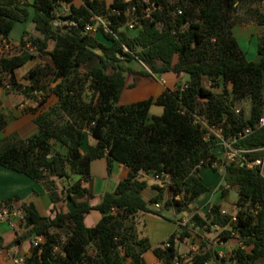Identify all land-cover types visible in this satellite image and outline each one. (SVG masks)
<instances>
[{"label": "trees", "instance_id": "16d2710c", "mask_svg": "<svg viewBox=\"0 0 264 264\" xmlns=\"http://www.w3.org/2000/svg\"><path fill=\"white\" fill-rule=\"evenodd\" d=\"M149 1L155 4L150 17L143 16V0H112L111 4L83 0L79 5L73 0H0L1 37L8 38L15 22H32L35 31L22 33L17 53H0V88L8 93L41 92L44 77L52 75L58 80L53 90L56 102L46 106L43 97L33 109L38 111L32 119L37 132L25 138L11 132L0 139V165L43 182L50 195L52 178L77 176L63 191L70 205L67 211L55 209L48 216L40 214L33 202L20 204L23 215L14 243L31 240L22 264H147L144 254L148 250L162 264L176 260L183 264L189 256L192 264L264 260V176L260 164L249 165L262 159L264 125L233 143L244 151L241 157L223 162L225 185L237 188L235 212H224L212 204L205 217L193 213L189 218L194 227H218L219 242L239 241L227 258L206 248L205 242L197 252L178 254L176 240L189 236L179 231V225L154 247L146 236H140L137 224L142 214H160L150 205L163 202L181 213L208 191L199 167L215 169L214 163L222 160L213 151L216 136L207 127L219 130L228 140L254 123L264 105V33L258 38V59L247 60L231 31L236 0ZM60 3L69 5L68 13L60 16L68 23L54 27ZM130 5H135L139 15L136 27L129 30L133 35L121 29L123 10ZM108 6L122 12L107 15L116 36L101 32L99 40L84 33L92 12L106 14ZM32 52L47 55L50 63L29 68L23 77L28 85L23 87L14 70L26 64ZM135 60L147 69L134 70L129 63ZM168 71L187 75V87L180 90L177 85L155 97L118 103L126 74ZM202 80L209 82L208 87ZM246 102L247 114L237 108ZM152 105L161 106L162 112L150 116ZM6 125L0 114V129ZM88 135L93 143L86 142ZM56 144L64 150L55 149ZM99 158H105L107 174L113 161L129 171L112 191L97 198L84 184L91 177V162ZM139 172L168 175L170 197L164 199L165 188L159 184L153 185L156 193L146 200L142 191L147 182ZM95 197L98 201L91 204ZM18 199L17 194L3 199L0 209L12 207ZM91 210L101 217L87 226L84 218ZM38 237L41 241L33 245Z\"/></svg>", "mask_w": 264, "mask_h": 264}, {"label": "crops", "instance_id": "0c3cea01", "mask_svg": "<svg viewBox=\"0 0 264 264\" xmlns=\"http://www.w3.org/2000/svg\"><path fill=\"white\" fill-rule=\"evenodd\" d=\"M62 4V3H60ZM237 10L235 12V23L233 24L231 31L233 36L235 37L240 49L244 52L245 57L249 61H254L258 59V38L264 33V28L261 23V17L259 12L258 0H236ZM20 23V22H19ZM22 24V23H20ZM28 25H32V30H27L26 28L22 29V25L16 26V33L13 36L8 35V38H4L0 36V51L2 50V46H7V44L18 45L19 40L21 38L22 33L25 31L29 34H35L34 24L32 22L24 23ZM15 27V23L14 26ZM22 29V30H21ZM93 35L102 40L100 33H93ZM43 56V55H41ZM47 57V55H46ZM38 58V55H33L32 58L28 60V64H33L34 60ZM49 58V57H48ZM26 63V64H27ZM142 64L139 60L131 61L129 65L134 70H142L138 66V64ZM29 67H25V69H16L14 70L15 77L19 82V76L28 70ZM146 69V68H145ZM188 78L187 75L180 74L177 75L172 71L162 72V73H151L149 75H139V74H130L129 78L125 77V86L122 90V93L119 98V104H127L133 101L141 100L150 96H157L163 90H172L177 85H179L182 81H186ZM202 84L205 87H208L209 82L207 80H202ZM263 90H264V79H263ZM24 93L22 92H6L4 88H0V114H3L6 118L7 116L13 114L16 115V119L23 120L24 128L21 130H17L20 134V137L25 138L33 135L37 132V127L33 123L32 119L36 113L33 110L22 112L21 106L23 105ZM57 97L53 99V103L56 102ZM52 103V104H53ZM47 106V105H46ZM162 112V107L158 105H152L149 110V115H159ZM7 115V116H6ZM22 125V124H21ZM26 131H30L26 133ZM93 138L89 140L88 144L93 143ZM81 152H85V148L82 147ZM104 159L105 158H100ZM96 160V159H95ZM94 161V160H93ZM92 161V162H93ZM106 162V161H105ZM91 166V164H90ZM114 168L117 169V174L114 175ZM199 168V175L200 170ZM128 167L123 164H120L116 161L112 162L111 173L100 176V179H93L91 175L90 180L84 185L88 187V189L98 198L104 194L106 191H112L118 181L124 178L128 174ZM224 169L222 170V173ZM91 174V169H90ZM138 176L142 179H145L147 182V186L145 189L150 187V192L148 196H144V190L142 194L144 198L147 200L151 196L155 195L156 190L153 188V185H159V182L154 179V176L151 174L139 172ZM202 178V176H201ZM54 181V188L51 191L53 194L50 195V192L45 188V185L41 181H36L34 179L29 178L28 176L15 172L11 169L3 167L0 165V201L3 199L17 194L19 199L14 201V204L22 202H33L37 207L38 211L42 215H49L48 213L55 211H67L70 208V205L67 201L65 195H63V201L57 199V196L61 197L62 195V183L61 181L56 180V178H52ZM72 177L68 178V181L71 182ZM203 183L212 189V192L209 190L202 193L190 206H196L201 208L202 213L205 214L209 211L210 206L212 204H218L221 206L222 211L227 212L232 205L233 208L234 203L237 197L230 202L228 199V195L230 191H237L236 186L230 188L225 197L221 198L219 193L216 191V188L219 184L225 185V181L223 179V174L221 179H217L216 181L210 182L206 184L202 178ZM111 182V183H110ZM109 183V184H108ZM105 184H108V188H104ZM227 186V185H226ZM66 187V186H65ZM228 187V186H227ZM210 192V193H209ZM43 197L44 201L41 202V206H43V212H40L37 201H39V197ZM53 196V198H52ZM164 199H167L166 193H164ZM62 202V205H61ZM97 202V201H96ZM95 202V203H96ZM94 203V204H95ZM61 206H63L61 208ZM169 208V207H167ZM56 209V210H55ZM55 210V211H54ZM97 210H91L88 214L85 215L84 222L87 226L95 225L101 217V214ZM204 211V212H203ZM174 213V212H173ZM230 213V212H229ZM145 213L142 214L140 218L139 226L137 225L138 231L140 232V236H146L149 240L151 247L159 245L161 242L166 241V239L174 232L175 227L177 228V220L174 223L172 228L166 227L165 231L160 234L156 233H147L144 231L143 217ZM163 219V218H162ZM162 219H154L156 222H159L162 226H164ZM167 224V223H166ZM12 224H7L3 221H0V236L2 240L0 241V264H14L13 257L21 256L28 254L31 248V240H22L20 242L14 243V239L17 237V226L14 228ZM195 233H189V236L185 237L182 241H177L175 243V248L178 254L186 256L187 254H191L197 252L199 246L202 242L206 243V248H213L216 250L219 255L225 253L227 250H231L232 245L229 243H216L213 240V229L205 230L203 228L199 229L197 227L193 230ZM197 234V235H196ZM34 240V239H33ZM148 250L147 252H150ZM145 252V254L147 253ZM144 254V256H145ZM188 256V255H187ZM154 260H151L148 264H162V262L158 261L155 257ZM206 264H215L213 261H209Z\"/></svg>", "mask_w": 264, "mask_h": 264}, {"label": "rangeland", "instance_id": "374dc122", "mask_svg": "<svg viewBox=\"0 0 264 264\" xmlns=\"http://www.w3.org/2000/svg\"><path fill=\"white\" fill-rule=\"evenodd\" d=\"M28 1H31V0H28ZM108 1L109 0H106L107 3H108ZM73 3L76 4V5H79L78 0H74ZM68 11H69V5L66 4V3H62V4L59 5V7H57L55 12H56V16L60 17V16H63V15H66V13H68ZM20 23H22V24H20ZM20 23L19 22H15V27H13L12 30L10 31V36H13L16 33V26L18 28V25H20V26L22 25V29L26 28L29 31L33 29L32 25H28L27 26V24H24V22H20ZM121 29H122L123 32H125L128 35H133V33H134L133 31H128L127 28L124 27V26H122ZM19 50H20L19 45L7 44V46H4V45L2 46V50L0 51V53L5 55V56H9V55L17 53ZM30 51H33V49L30 48ZM33 54L36 55V56L38 55L37 53H33ZM47 63H50L48 56L46 57V55H43V56L38 55V58L36 60H34L33 64H30V63L28 64L27 63V64H24L23 66H21V67H19L17 69H23L24 70L25 67L31 68V67H34V66H37V65H44V64H47ZM137 64L142 69L146 68L143 64H139V63H137ZM26 72H27V70H26ZM25 73H23V74H21L19 76V80H20L19 83L22 84L23 87L25 85H28V81L23 78ZM130 74L131 73L126 74L127 77L129 78V80H130ZM57 82H58V80L55 81L53 79L52 75H48V76L43 78L42 84H40V90H41L40 93L38 91H36V92L27 91L26 94L24 93V100H23V105L21 106V108H22L21 111L25 113L27 111L33 110L35 107H37V105L39 104L41 99H43V97L46 100L45 105L52 104L53 103V99L56 96L53 93V90H54ZM45 105H42L41 109H43V107ZM239 107H242L243 110L245 111V113L247 114L248 109H249L247 102L243 103L242 105L240 104L237 108H239ZM13 115H14L13 117L11 115H9V116L6 115L7 116L6 118L4 117V119L7 121V125L5 126L4 129H0V139L3 138L4 136L8 135L11 132H17L18 133L17 130H21L22 128H24L23 120L16 119V115L15 114H13ZM211 131H213L214 134L220 135V137H222L221 136V132L219 130L213 129ZM28 132H30V131H26V133H28ZM20 134H22V133H20ZM20 134L18 133L19 136H20ZM88 137H89V140H91V137L88 135L86 142H88ZM216 141L217 142L215 144V147L213 148V151L217 154V156L220 158V160H222V162L221 161L215 162L214 163L215 169H213L211 167H208V166L207 167L201 166L202 169L200 170V174H201V176H202V178H203V180H204V182L206 184H209L210 182L216 181L217 179H221L222 174H223L222 170L224 169L223 168V162H224V160H228V159H224L223 156H222V152L220 151V144L218 143V138H216ZM54 148L58 149V150H64V148L62 146H60L59 144H56L54 146ZM260 165H261V173L264 176V150H263L262 159L260 161ZM90 169H91V175L93 176V179H100V176H102L105 173H107L106 162L104 161V159H100V158L94 160L93 162H91ZM114 172H115L114 175H116L117 174V169L116 168H114ZM71 177H72L71 181H73V180H75L77 178V176H74V175H72ZM141 179H142V177H141ZM56 180L61 181L62 187H63L62 195H61V197L57 196V199L58 200L61 199L63 201V198H62L63 195H64L63 191H64L65 186L68 185L69 181H68V179H56ZM162 182H163V184H160V183L159 184L164 186V188H165V192L164 193H166L167 198H169L171 194H170V190L167 187L168 181H167V179L163 178ZM108 184H105L104 188H108ZM230 188H233V187H227L226 185L219 184L218 187L216 188V191L219 193L220 197L223 198V197H225L227 195L228 190ZM208 190L210 192H212V189H209V187H208ZM149 192H150V187H148L147 189L144 190V196L147 197ZM236 197H237V191H230V193L228 195V199L231 200L230 201L231 203ZM38 199H39V201H37L38 208L40 207L39 208L40 212H43L44 209H43V206H41V202L44 201V198L41 196ZM96 201H98V199L95 197V198L90 200V203L94 204ZM12 205H13L12 207H10L8 209L2 208V209H0V211H4V210L7 211V212L15 211V215L16 216H12L13 219L11 220V223H13L12 227L14 228L15 226H17V228L20 229L21 225L19 226V224H20L23 212L21 210V206H20L19 203H16V204L13 203ZM61 205H62V202H61ZM62 207L63 206H61V208ZM168 207L169 208H167L163 204V202L159 204V208L155 207L154 205H150V208L158 210L160 212V214L157 215V214H153V213H145L142 222L144 224V231L146 232V234L148 232L149 233L152 232V233L160 234L162 231L163 232L165 231L166 227H169V228L171 227L172 228L173 226H175L173 224L176 223V220L186 221L185 226H181V224L177 223V225L180 226L179 231L185 230L188 233H195V232H193V230H195L197 227H194L193 224L189 223V218H190V216L193 213H198L199 215L204 217V213H202L201 208H198L196 206H190L189 210H187V211H184V212H181V213H175V207L174 206H168ZM226 211H227V213H229V212L230 213H234L235 212V207L233 208V206L231 205L230 208L228 210H226ZM48 214L49 215H54L52 212H50ZM155 218L156 219L157 218L158 219H162L163 218L161 221L165 222L164 226H162L159 222H156L154 220ZM140 222L141 221L139 219V222L137 224L138 226H139V224L141 225ZM5 223L10 224L8 222H5ZM176 229H178V228L175 227V230ZM199 229H201V228H199ZM211 229H213V231H214L213 240L217 244L218 243L220 244V242L217 241V237H216V235L220 231V229L218 227H211ZM65 231L66 230H62L61 233H64ZM237 242H239V241L234 238L233 240H228L227 242H221V243H224V244L225 243H229V244L232 245V247H235L237 245ZM229 253H230V251L227 250L225 253H222V255H220V256H223V257L227 258ZM153 257H155V256L153 255V253L151 251L147 252L145 254V256H144L146 263L148 264L149 262H151V260H154ZM223 264H230V262L229 261H224ZM255 264H264V260L260 261V262H256Z\"/></svg>", "mask_w": 264, "mask_h": 264}, {"label": "built area", "instance_id": "2783aa9c", "mask_svg": "<svg viewBox=\"0 0 264 264\" xmlns=\"http://www.w3.org/2000/svg\"><path fill=\"white\" fill-rule=\"evenodd\" d=\"M78 2H79V4H84L83 0H78ZM143 2L145 5L142 8L143 16L150 17V11L155 9V4L150 2L149 0H143ZM111 3H112V0H109L107 4H111ZM258 6H259L260 17L262 20V26L264 28V0H258ZM135 11H136L135 5H130L123 10V15L125 17V21L123 23V26L126 27L128 31L133 30L138 23L137 19H138L139 15H137V13ZM121 13L122 12L120 9L115 8V7H110V6L107 7V13L106 14H97V13L92 12L91 16L89 17V21L87 23H85V25L83 27L84 33L93 34V33H100V32H103V33L111 32L113 35H115V33L112 32L111 29L109 28L110 20L107 18V15L108 14L119 15ZM178 13H180V11H178ZM67 23H68L67 21L62 20L60 17L55 15V18L53 19L52 25L54 27H59L62 24H67ZM124 49H126V47H124ZM186 87H187L186 81H182L179 84L180 90H183ZM38 92L40 93V91H38ZM236 112H238V110H236ZM263 125H264V105L262 106V112H261L260 117L254 123L246 126L243 130L238 132L236 135H233L228 140L224 139L223 137H220V135L214 134L213 131H211V130H213L212 127H207V128L216 136V138H218V143L220 144V151L222 152V156L224 159H228V160H224V163H225V162H229V161L234 160L238 156L241 157V154L244 152L243 150L236 149L233 146V143H235L240 138H243L245 136L250 135L251 133H253L257 129H259ZM253 164H260V160H256L252 163H249V165H253ZM163 178L167 179V181L169 182V176L168 175L154 176V179L157 180L160 184H163V182H162ZM155 207H159V204H155ZM12 216H16L15 211H13V212H7L5 210L0 211V221H3V222L5 221V222L12 224L11 223V220L13 219ZM177 223L181 224L182 226H185L186 221H177ZM40 241H41V239L39 237L35 238L33 240L32 244L37 245V243ZM164 246L165 247L168 246V243L165 242ZM191 258H192L191 256L186 257L183 261V264H192ZM23 261H24V257H21V256L13 257V263L14 264H22ZM175 264H182V263H180L179 261L176 260Z\"/></svg>", "mask_w": 264, "mask_h": 264}]
</instances>
